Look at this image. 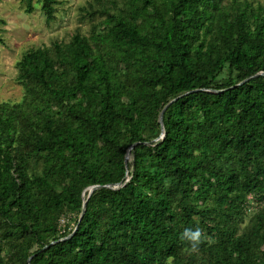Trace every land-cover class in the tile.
Instances as JSON below:
<instances>
[{"label":"trees","instance_id":"1","mask_svg":"<svg viewBox=\"0 0 264 264\" xmlns=\"http://www.w3.org/2000/svg\"><path fill=\"white\" fill-rule=\"evenodd\" d=\"M88 6L89 35L27 52L0 103V264H264V212L242 226L264 202V4Z\"/></svg>","mask_w":264,"mask_h":264},{"label":"rangeland","instance_id":"2","mask_svg":"<svg viewBox=\"0 0 264 264\" xmlns=\"http://www.w3.org/2000/svg\"><path fill=\"white\" fill-rule=\"evenodd\" d=\"M255 1L264 4V0ZM89 3H94V0H58L53 18L48 20L38 0H34L35 9L31 14L25 12L22 0H0V21L3 22L0 23L3 41L0 43V103L23 100L24 89L18 82L17 64L27 52L50 47L53 43L67 44L77 33L89 35L92 26L100 22L99 17L93 20V16L87 15ZM249 199L251 203L242 226L247 225L257 213L264 212V202L253 200L251 196ZM74 218L73 215L63 216L61 227L67 222L72 229ZM208 239L210 237L205 240Z\"/></svg>","mask_w":264,"mask_h":264},{"label":"water","instance_id":"3","mask_svg":"<svg viewBox=\"0 0 264 264\" xmlns=\"http://www.w3.org/2000/svg\"><path fill=\"white\" fill-rule=\"evenodd\" d=\"M215 92V91H214ZM216 93V92H215ZM175 101V100H174ZM174 101H172L170 104H172ZM169 104V105H170ZM168 105V106H169ZM167 106V107H168ZM166 107V108H167ZM166 108L164 109V111L161 113V116H160V123H161V127H162V134H161V136H160V139H164V137H165V130H164V126H163V116H164V112H165V110H166ZM133 147L134 146H132L131 148H130V150H129V152H128V154H127V157H126V161L128 160V158H129V155H130V151L133 149ZM101 186H93V187H91V188H89V195H88V199L92 196V194L97 190V189H99ZM86 205H87V201L84 203V206H83V211H82V214H81V217H80V220H79V223L81 222V220L83 219V216H84V214H85V211H86ZM78 228V227H77ZM77 228L75 229V231H74V233L72 234V235H70L69 237H67L66 239H63V240H67V239H69V238H71L74 234H75V232L77 231ZM29 261H31V259L29 260Z\"/></svg>","mask_w":264,"mask_h":264},{"label":"clouds","instance_id":"4","mask_svg":"<svg viewBox=\"0 0 264 264\" xmlns=\"http://www.w3.org/2000/svg\"><path fill=\"white\" fill-rule=\"evenodd\" d=\"M182 238L190 241L192 243L193 249H195L196 244L198 243L200 238V230L185 229V231L182 234Z\"/></svg>","mask_w":264,"mask_h":264}]
</instances>
